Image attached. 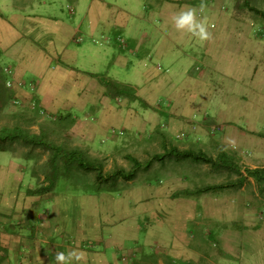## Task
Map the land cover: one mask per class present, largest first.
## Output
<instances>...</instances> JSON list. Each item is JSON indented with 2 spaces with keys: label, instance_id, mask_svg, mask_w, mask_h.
I'll list each match as a JSON object with an SVG mask.
<instances>
[{
  "label": "rangeland",
  "instance_id": "1",
  "mask_svg": "<svg viewBox=\"0 0 264 264\" xmlns=\"http://www.w3.org/2000/svg\"><path fill=\"white\" fill-rule=\"evenodd\" d=\"M90 1L82 0L83 6ZM94 1L101 2V0ZM103 1L104 3H101L107 6L105 12L108 10L109 13L113 14V18L118 20L123 18L130 23L137 20V15L147 13L149 8H153L152 5L158 8L162 7L164 10L170 8L174 10V7L181 9L185 5H195L200 2V0ZM38 2L39 0H13V6L16 9L17 6L23 7V4H25L24 8L29 10L33 8L32 12L28 11L29 13H39ZM205 3L207 9L202 15L207 17L208 24L211 23L215 28L214 30L218 28L219 37L224 40L221 47L227 56L224 60L209 55L202 58L201 53L198 54V49H196L193 55L188 56V60L183 62L177 72L158 73L161 75H158L157 81L161 84H174L175 82L179 87L182 86L183 78L189 84L205 82V96L211 93V100L206 109L209 113L197 116L195 115L197 109L194 106L188 113L189 115L176 117L175 115H179L182 106L180 93H176L173 98H169L167 104H161L158 101L155 106L146 105V109L143 110L140 109L143 104L134 102L127 106V98L121 97V100L115 99L113 107L116 108L114 109L115 112L121 111L120 114L128 110L130 116L128 120L132 121L131 123L128 122L125 129V126L123 127L121 124L122 120L92 121L96 113L94 110L91 114L90 107L88 109L72 107L57 109L50 106L51 103L48 100L56 102L57 99L53 97V93L42 94V96L39 94L41 100H46L42 104L38 100L37 94L33 93L35 91H31V93L24 92L28 83H22L28 81L26 77H29V74L32 73L29 71L30 68L36 67V69L42 70L44 69L43 66H47L50 71L48 73H51L52 71L58 72L59 66L54 62L50 63L48 54L47 58L45 56L48 59L47 64L35 55L29 54L26 34L22 26L17 27V22L12 19L11 5L7 7L10 3L0 1V68L3 71H0V128L12 129L19 127L30 135H42L41 138L44 141L54 143L57 146L67 149L77 148L86 157L97 160L103 165V178L116 167L122 168L126 172L132 170V162L127 159V156L137 160L140 165L131 180L124 181L121 178L116 180V186L121 187L122 191L112 189L108 194L87 192L84 195L80 189L72 186L66 178L61 177L58 179L53 193L45 195L47 200L44 202L38 200L37 207H35V212L40 215L42 210L43 215L35 220L33 224L39 225L41 223L46 237H50L49 234L56 227L61 228V230L63 227L74 237V231L68 229L69 216L65 217L67 216L65 213L66 205L59 206V203H66V198L63 195L68 196L74 205L81 206L83 210H86L88 216H91L94 220L96 216L93 209L100 214L112 211L114 212L112 217L116 220V225L124 223L126 226H132L134 224L137 229H130L127 241H124L121 247L116 246V248L113 247L115 246L114 240H110L111 237L114 238V234L110 233V228L101 233L98 240L100 243L89 244L88 250L84 249L85 247H80L75 238H73L76 241L74 244H67L63 237L54 242H47L44 237L41 240L48 243L49 252L52 254L51 262L47 263L48 260H46L44 264H53V257L56 252H68L75 247L76 249L85 250V252H91L93 255L102 254L104 261L96 260V264H111L112 254L116 256L114 263L118 262V264H245L249 261L250 253L247 244L251 239L250 235L259 242L260 236L255 233L264 228V187L258 186L253 180L248 179L240 187H228L208 192L197 195V198L180 197L172 199L169 196L179 190H196L204 186L220 184L227 186L234 182L237 176L234 172L216 170L207 164L190 160L160 163L153 159L155 154L162 152V145L166 143L167 145L173 144L180 150L201 151L212 158H215L217 153L223 149L237 161L242 174H245L246 169L264 166V87L262 88L259 85L260 82H264V72L259 75L260 77L253 76V78H249L251 66L248 65V63H261V65H264V16L262 15L264 13V0H205ZM65 7V2L61 0L52 5V8L58 10L61 8L64 13ZM69 9L72 10L71 7ZM17 12L22 13V11ZM8 23L20 29L24 41L11 36L12 31L7 30ZM113 29H119V27L108 25L102 21L94 35L80 34L83 37L80 50L82 52L84 50L85 59L79 65L75 64L72 67L78 69L81 74L88 71L94 72L95 70L86 58L97 54L102 57L98 59L99 63H97L95 71L98 73L97 77L100 79H104L106 76H108L106 79L113 77L114 80L126 84L131 82V67L115 68V66L110 65L113 56L109 52L106 53L104 45L107 39L115 41L116 36H114ZM101 30L105 34L100 33ZM172 30H175V28ZM92 38H94L93 43L91 42ZM95 40L96 42H94ZM40 48H42L41 52L46 51L44 45ZM215 50H217V47H215ZM47 52L51 54V50H47ZM242 60H244L243 63H241ZM27 62L28 64H26ZM241 64L243 65L241 66ZM258 66L260 68V65ZM15 69L26 70L24 74L26 77L22 78L23 81L16 78ZM235 70H243V73H240L243 77L239 74L234 75ZM59 80L63 81V78ZM134 82L139 84L140 80L135 77ZM211 82L216 86L214 91L211 90ZM238 82L244 84L237 85ZM18 83H21L22 86H18ZM67 83L70 85L73 82ZM230 85L244 86L245 91L242 92V89H240V93H236V86H233V94H230L233 97L225 101L223 96V102L220 101L222 104L220 108L218 104H220L219 100L222 94L219 92L223 89V86L224 89H227ZM29 87L34 86L29 85ZM132 87L136 88L135 85ZM22 90L24 91L20 92ZM72 91L76 92L75 89ZM73 92L66 97V101L72 100ZM198 95L201 96V94ZM62 102L59 101V104ZM240 104L246 107V116H244L246 122L240 121L235 116V110ZM170 109L174 112L177 111L174 113V119L171 118L172 115L170 117L168 115ZM199 111L204 112L201 109ZM147 113H150L151 117L146 115ZM215 118L220 120L236 119L237 127L230 131L233 135L228 136L225 134L224 139L227 141L220 136L223 131H215L216 127H220L218 124L223 125L219 121L217 124ZM70 120H74V123ZM148 122L151 123V127L149 125L143 126L144 123ZM98 123L104 124L103 128L107 129L103 134L98 133L95 135L98 129H94V126H97ZM223 127L225 126L223 125ZM112 128L114 132H107L108 129L112 130ZM238 132L243 133L244 137H240L241 134ZM90 133L94 134L90 135ZM226 133L229 134V132ZM230 140L235 141L236 147L234 149L229 143ZM7 145L13 149L11 153L14 155L30 157L34 161L38 175L39 166L47 161L51 155L50 151L43 147L26 146L19 142L7 143ZM145 164H148V166L145 167ZM74 176L76 177L74 184L78 187L95 184L93 173L77 170L74 172ZM39 177L35 188H40L41 184L44 183L42 176L39 175ZM149 178H153L152 183L154 184L151 185L147 182ZM109 183L100 184L106 186ZM26 184L25 179L21 185L23 187ZM12 186L11 184V191ZM148 193L162 195L160 196L165 203L162 205L165 210V217H167L166 204H170L173 210L176 209L177 212L182 213L181 221L176 220V223L170 220L161 229L167 238L172 234V236L174 235L173 238L179 241L178 235L175 237V231L179 230V226L183 231L181 226L186 223L188 226H190L189 223L192 224L193 229L186 232L189 245L184 248L185 250L181 251L175 247L169 250L162 239L159 240V238L153 236L149 238L148 234L146 235L147 239L144 238L147 230L154 225V220L138 214L142 209L152 210L156 208L153 202L156 200L155 197L149 198V201L147 199L148 203L144 207L145 202L141 197H149ZM138 194L139 196H137ZM168 197L169 199L166 201L165 199ZM195 206H198V208L196 209ZM173 210L171 212H174ZM28 213L29 211L25 210L23 216L26 217ZM184 213H187L188 216H184ZM154 219L158 221L157 218ZM171 219L173 220L174 217ZM185 219L188 220L185 221ZM27 222L29 223V219H27ZM173 222L176 223V226L177 224L179 226L175 228ZM13 227L18 230V227ZM78 229L81 230L80 227ZM55 233L57 234V232ZM177 234H179L178 231ZM129 243H131L130 248L132 250H128V253L124 254L122 248H127ZM14 244L15 242L10 245ZM251 247L255 249V243ZM168 255H171V257ZM10 256V253L7 256L1 254L0 264H10ZM81 262H84V260Z\"/></svg>",
  "mask_w": 264,
  "mask_h": 264
},
{
  "label": "crops",
  "instance_id": "2",
  "mask_svg": "<svg viewBox=\"0 0 264 264\" xmlns=\"http://www.w3.org/2000/svg\"><path fill=\"white\" fill-rule=\"evenodd\" d=\"M5 1L10 3L7 7L11 5V17L17 22L16 26L20 27L21 25L24 33L26 34V44L28 46L29 54L35 55V57L42 60L45 64H47L48 62V59L46 58L49 55L50 63L54 62L59 66L58 72L52 71L51 73H48L50 71L48 70L47 66H43L44 69L42 70H40L39 68L36 69V67L30 68L29 71L32 73L29 74V77H26L24 75L26 70H14V74H16L17 76L16 78L22 79L26 77V80H28L24 82L22 79V84L28 83V86H34V91L37 94L38 100H40L42 104H44L46 100H41L39 98V94L42 96V94L53 93V97L57 98L56 102L53 100L48 101H50L51 103L50 106H54L57 109H65L67 107L76 109H88L90 107L92 110L91 114L94 110L96 113L95 118L92 121L122 120L121 124L123 127L125 126V129L128 122L130 121L131 123L132 120H128L130 119L128 110H125V112L123 111V114H120L121 111L115 112V108L110 105L109 98L105 96L104 88L100 82L102 79L97 77L98 73L95 72L97 63H99L98 59L102 57L95 54L92 57L86 58L89 60L90 66L93 68V70H95L94 72L88 71L84 74H81L79 73L80 71L78 69L72 67L75 66V64L79 65L85 59L84 50L83 52L80 50V43L81 41H83V37L80 34L94 35V32L99 29V26L103 21L108 25L119 27V29H113V32L115 34L114 36H116L115 41H110L109 39L106 40V43L104 44L106 53L109 52V54L113 56L110 65L115 66V68L131 67V82L126 83V85H129L134 90L135 95H138L137 97L142 100L143 106L140 107L141 110L146 109L147 106H155L156 102L158 101H160L161 104H167V100L169 101V98H173L174 94L180 93L182 106L179 115H175L174 113H176L177 111L174 112L170 109L168 111L169 117L170 115H172L171 118L173 119L174 115L178 118L184 117V115L188 114L194 106L197 109L195 113V115L197 116H200L202 114L207 115L209 113V111L206 109L208 107V103L211 100V93H209L208 96H205V82H193L189 84V82L186 83V80L183 78L182 80L184 81L182 82V86L179 87L175 82L174 84H161L157 81V77L158 75L170 73L172 71L173 73L177 72L183 62L188 60V56L190 57L191 55H193V52H195L196 49H198V54L201 53L202 58H205L206 55H209L224 60L227 56L224 54V49L221 47L224 40L223 38L219 37L217 31L218 28L217 30H214L215 28L211 23L209 24V30L212 32L213 38L210 41L200 43L197 39L186 32H180L176 29L172 30L175 27L172 23L171 18L177 11L180 10L176 7H174V10L171 8L169 10H164L162 7L158 8L152 5L153 8H149L147 13H145L144 15H137V20L130 23L123 18H121L120 20L113 18V14H111V12L109 13L108 10L105 12V8L107 6L102 4L104 3L103 0H101L102 3L91 0L85 6H83L82 0H61L62 2H65L66 5V7L64 8L65 13L61 8L60 10H58L57 8H52V5H54V3L58 0H39L37 6L39 13H29L28 11L32 12L33 8L30 10L28 8H24L25 4H23V7L17 6L15 9L13 6V0H3V2ZM66 1L69 2L67 3ZM69 7H71L72 10L69 9ZM16 10L22 11V13L17 12ZM17 27H14L13 25H11V23H8L7 30L12 31L11 36L13 38H18L19 40L24 41V36L21 34L20 29ZM152 28L153 30H151ZM81 29L83 30L82 32L80 31ZM100 33L104 32L101 30ZM93 39L94 38L91 39L92 43ZM94 42H96V40ZM43 45L46 49L45 52H41L42 48H40V46ZM214 46L217 47V50H215ZM47 50H51V54H49ZM243 61L244 60H242L241 63H243ZM26 64H28V62ZM242 65L243 64H241V66ZM248 65L251 66V70H249V78H253V76L260 77L259 75L263 74L264 65H261V63H248ZM258 65H260V68ZM241 72L243 73V70H235V72L233 73L234 75L239 74L241 77H243V75L240 74ZM135 77L140 80V82H138L139 84H136V82H134ZM60 78H63V81H60ZM105 78H108V76H106ZM110 80L121 83L114 80L113 77H111ZM67 82L73 83L69 85V83ZM243 84L244 83L242 82H238L237 85ZM134 85L136 86V88L132 87ZM211 85V90L214 91L216 86L213 82H211ZM237 85H230L227 89H224L223 86V89H221L219 92L220 94H222L219 103L220 101L223 102V96L225 101L233 97L230 95L233 94V86H236V93H240V89H242V92L245 91L244 86ZM259 85L263 88L264 82H260ZM73 89H75V93L72 91ZM72 92V100L66 101V97L71 95ZM194 93L195 95H193ZM198 94H201V96H199ZM59 101L63 102L59 104ZM218 106H220L221 108L222 104L220 103L218 104ZM245 108V106L240 104L235 110L236 118L244 122H246L244 119V116H246ZM199 109H201V111H206L200 112ZM146 115L151 117L150 113H147ZM215 119L217 124L219 122H222V124L225 126L223 127V125L218 124L220 125V127L215 128V131L217 132L223 131L220 135L221 138L223 137L224 139L225 134H227L228 136L233 135V133L230 131L237 127L236 119ZM144 125H149V127H151L150 122L144 123L143 126ZM103 127L104 124L101 123H98L97 126H94V129H98L95 135H97L98 133L102 134L105 130ZM226 132H229V134ZM93 134L94 133H90V135ZM239 134H241L240 137H244L243 133L240 132ZM25 179L27 182V186L29 184L28 179L30 178H28L25 172V167L22 160L11 152H0V206H7L9 208H12V202L14 200L13 198L16 194L14 191V187L22 184ZM11 184L13 185L12 191L10 188ZM148 194L150 195L148 197V201L150 200L149 198H156V200L153 201L156 208L152 210H147L145 208L140 210L138 214L139 216H147L154 220V225L147 230L144 238L147 239L146 235L148 234L149 238L153 236L154 238H159V240L162 239L164 245L169 250H172L173 247L181 251L185 250L184 248L189 245V242L187 241L188 238L186 237V232H189V230L187 229V223L184 224V226H181L183 231L180 229V226L178 224L176 226V220H180V218L182 217V213L177 212L176 209L173 210L170 204H166L167 217H165V210L163 208L157 207V204L161 203V194ZM137 196H139V194ZM19 197L20 195H17V198ZM145 198L141 197V199H143L145 202L144 207H146L148 203V201H145ZM195 207L198 208V206ZM171 210H173L174 212H171ZM186 215L188 216L187 213H184V216ZM172 217H174L173 220L171 219ZM154 218H157L158 221ZM104 220L105 221L103 222H105V226L110 228V233L114 234V238L111 237L110 239L114 240V248H116V246L121 247L122 243H124V241H127L130 229H137V226H135L134 224L132 226H126L124 223L116 225V220L113 217L110 218V216L106 217ZM170 220L176 222H173V226L175 228L179 226V230L177 229L179 234H177V231H175L174 233L175 237L176 235H178L177 238L180 239L179 241H177L176 238H173L174 235L172 236V234L167 238L165 236V233L161 231L164 225L166 226L165 223H169ZM186 220L188 219H185V221ZM2 231L3 229L0 219V233ZM78 232H81L83 234L84 230H82V228L81 230L77 229L74 233ZM67 234L71 235L70 232ZM255 234H259L260 241H256L254 237L250 235L251 239L247 244L249 245V248L247 249L250 253V258L248 262H245V264H264V228ZM190 242L192 243V241ZM254 243L255 249L251 247ZM130 247L131 243L127 245V248H122L124 254L128 253V250H132ZM74 249H76V247ZM85 254L86 255L84 262H81V264H96V260H99L100 262L104 261V256L102 254L93 255L88 251L85 252ZM168 256L171 257V255ZM111 257V264H118V262L114 263V259L116 258V256L112 254Z\"/></svg>",
  "mask_w": 264,
  "mask_h": 264
},
{
  "label": "trees",
  "instance_id": "3",
  "mask_svg": "<svg viewBox=\"0 0 264 264\" xmlns=\"http://www.w3.org/2000/svg\"><path fill=\"white\" fill-rule=\"evenodd\" d=\"M262 15L264 16V13ZM0 71H2L1 68ZM100 82L104 88L105 96L109 98L110 105L112 107L115 105V99L121 100V97L127 98V106L131 105L133 102H139L140 104H143V102L135 95L134 90L129 85L117 83L106 78L102 79ZM25 88V91L22 90L25 93H31V91H34V87L30 88L29 86H26ZM34 95L36 96V94ZM70 121L74 123V120ZM106 129L103 132H106ZM111 131L114 132L113 128L112 130L108 129L107 132L111 133ZM41 137L42 135H30L19 127H14L12 129L6 127L0 128V152H13V149L10 148L7 143L12 144L19 142L26 146L43 147L44 149L49 150L51 153L48 160L42 163L38 168L39 175L42 176V180L44 182L41 184L40 188H35V185L37 184V181H39L40 177L35 169L34 161L26 155L18 156L24 164L25 172L28 178H30L28 179L29 184L23 187L21 184H19L14 187L16 194L13 198L14 200L12 202V208L0 206V219L3 229V231L0 233V255L2 254L7 256L10 253V264H44L46 260H48L47 263H50L52 254L49 252L50 248L48 247L47 242L59 241V239L63 237V239L65 238L64 241L67 244H74L76 241H74L73 238H75L80 247H85L88 249L89 244L97 243L101 233L107 231L106 229H108V227L105 226L106 224L103 221H105L104 219L108 216L111 218L114 212L107 211L105 214H100L95 212L93 209L94 215L96 216L94 220L91 218V216H88L86 210H83L81 206H76V204L74 205L73 201H70V198L65 195L63 196L66 198V203H59V206L66 205L65 213L67 216L65 217L69 216V221L67 220L68 229H72L75 232V230L80 227L82 230H84L83 234L81 232L74 233L73 237L68 235L67 233L69 232L64 230L63 227L62 230L61 228L59 229V227H56V230L54 229V231L49 234L50 237H46L42 224H33L35 220L41 218L43 215L42 210L40 215L35 212L37 201L40 200L44 202L47 200L45 195L48 193H53L54 186L58 182V179L61 177L66 178L72 186L80 189L84 195H86L87 192H92L93 194H108V192L112 191V189L122 191L121 187L116 186V180L118 178H121L124 181L131 180L136 173V169L140 166L137 160L127 156V159L132 162V170L126 172L124 169L116 167L108 172L105 178H103V165L97 160L86 157L83 152L77 148H63L61 146L55 145L54 143L46 142ZM221 150L222 151L217 153L215 158H212L201 151L195 152L193 150H180L173 144H163L162 152L153 156V159L159 161L160 163H164L165 161L179 162L190 160L196 163L207 164L216 170H224L230 173L234 172L237 176L236 180L227 186L220 184L204 186L196 190H179L178 192L171 194L169 197L172 199H177L180 197L197 198V195L208 192L228 187H240L242 186L243 182L248 181V179L253 180L256 185L264 187V166L246 169L245 174H242L240 171V166L233 156L228 155L225 150ZM146 166H148V164H145V167ZM77 170H82L86 173H93L95 184L92 186L87 185L82 187L75 185L74 179H76V177L74 176V172ZM152 179L153 178H149L147 180V182L151 185L154 184L152 183ZM108 182L110 183L106 186H102V184H100H106ZM43 184L44 186H42ZM17 195H20V197L17 198ZM169 197L165 200L167 201ZM147 199L148 197L145 198V201H147ZM160 201L161 203H159L157 207L164 209L162 206L165 204L163 198H161ZM25 210L29 211L26 217L23 216ZM27 219H29V223L27 222ZM189 225L190 226L187 224V229H193L192 224L189 223ZM13 226L18 227V230ZM55 232H57V234ZM44 237L47 239V242L41 240ZM13 242H15V244L10 245ZM99 243L100 242H98V244ZM1 259L2 258H0V260Z\"/></svg>",
  "mask_w": 264,
  "mask_h": 264
},
{
  "label": "clouds",
  "instance_id": "4",
  "mask_svg": "<svg viewBox=\"0 0 264 264\" xmlns=\"http://www.w3.org/2000/svg\"><path fill=\"white\" fill-rule=\"evenodd\" d=\"M206 9L205 0H200L199 4L183 6L171 18L175 29L190 34L200 43L210 41L213 35L209 30L207 17L202 15ZM18 86H22V84L18 83ZM229 143L233 149L236 147L234 140H230ZM85 255L84 251L77 249L68 252L59 251L53 257V264H81Z\"/></svg>",
  "mask_w": 264,
  "mask_h": 264
},
{
  "label": "built area",
  "instance_id": "5",
  "mask_svg": "<svg viewBox=\"0 0 264 264\" xmlns=\"http://www.w3.org/2000/svg\"><path fill=\"white\" fill-rule=\"evenodd\" d=\"M9 85V84H8Z\"/></svg>",
  "mask_w": 264,
  "mask_h": 264
}]
</instances>
